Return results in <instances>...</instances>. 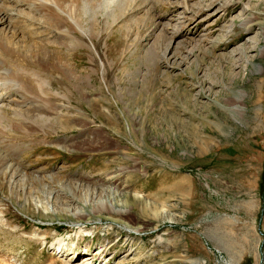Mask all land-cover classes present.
I'll use <instances>...</instances> for the list:
<instances>
[{"label":"rangeland","instance_id":"rangeland-1","mask_svg":"<svg viewBox=\"0 0 264 264\" xmlns=\"http://www.w3.org/2000/svg\"><path fill=\"white\" fill-rule=\"evenodd\" d=\"M85 1L68 46L0 23L32 52L1 115L35 117L0 123V264H264V0H169L125 36Z\"/></svg>","mask_w":264,"mask_h":264},{"label":"bare ground","instance_id":"bare-ground-1","mask_svg":"<svg viewBox=\"0 0 264 264\" xmlns=\"http://www.w3.org/2000/svg\"><path fill=\"white\" fill-rule=\"evenodd\" d=\"M83 1L85 0H0V8H2V10L4 11V13H2V15L0 16V23L3 22L4 20H7V18L8 19H35L36 22H37L36 20L37 18L45 19V20L48 19V22L53 26V28L58 30L61 33L62 36H60V38L67 41L69 38V34H70L68 32V28H69L68 21L69 20H71L73 24H75L76 27L74 28V30H76L78 28L77 19H93L92 16L90 17V14H89L90 12H88V9L89 8H92V10L93 8L95 9V5L88 2L86 4H83V6H81ZM101 1L103 3L105 2V6H104L105 10L108 8L110 9L112 5V8L110 9V14L104 13L106 15L105 16L106 19H104L103 21L106 23L109 21L110 22V24H108L109 26H112L113 24L121 22L123 27L125 25V28H123L122 30V32L124 33V36L131 32L133 27H130V25L134 24L135 26L136 25L138 26V24L141 23V19L143 20L153 19L155 16L154 15L155 9L161 5L168 4V2H170L169 0H165V1L164 0H112V2H109L107 0H101ZM181 2H182V6L184 7V9H186V0H181ZM98 5L99 4H97V6ZM43 10L45 13H43ZM91 12L93 13V11ZM101 14L103 15V13ZM107 18H113V19H107ZM244 24L248 25V22L245 23V20H244ZM36 26H37V23H36ZM122 32L120 34H122ZM11 34L15 35V33H11ZM0 36H1L0 37V100H1L6 95H8L9 97V94L12 91L17 90L20 87V86H17L16 88L13 89V87H15V83L7 81V78L9 77V74L11 73L12 70L8 73L3 74L2 73L3 68H11V69L15 68V66L22 64L26 58L29 59L32 52L29 53V52H25L21 50L22 46L12 43V40H9V37H7L6 34L0 33ZM68 44L70 45L69 42L66 43L65 45L68 46ZM13 53L19 54V57L21 55L20 53H22L20 62L19 60L14 59ZM34 53H36L35 55L38 56L37 61L34 62L35 66L40 67V68L45 67V62H46L45 59H47L46 57L47 55L44 54L42 51L41 52L35 51ZM43 89L44 87L39 88L38 92L40 94V98L44 100ZM20 99H23V98H20ZM36 101L39 103V104L38 103L36 104L41 105L37 109V115H39L38 119L40 123H42L43 125H46V123L42 120L44 118V115L47 112V110H45L44 108L45 107L44 101L39 100V97H37ZM57 107L59 106H56V108ZM20 112L21 111H16V114L13 115L12 118H8L5 116H2L1 110H0V123L2 121L3 122L5 121V123L9 124L8 125L9 127L11 126L13 120H16L18 122V125H22L23 123H26V122L29 123L31 121L32 122L34 121L35 117H33L34 119H32V116L28 114L25 116H22L20 115ZM17 129L19 130V128ZM0 165L1 166L6 165L3 159H0ZM5 169H7V167ZM11 176H14V171L11 174Z\"/></svg>","mask_w":264,"mask_h":264}]
</instances>
